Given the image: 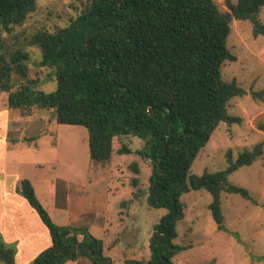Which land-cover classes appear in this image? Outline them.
<instances>
[{
	"label": "trees",
	"instance_id": "1",
	"mask_svg": "<svg viewBox=\"0 0 264 264\" xmlns=\"http://www.w3.org/2000/svg\"><path fill=\"white\" fill-rule=\"evenodd\" d=\"M38 1L0 0V94H7L8 108L21 117L34 109L51 110L56 123L85 128L90 160L104 166L111 161L115 138L141 140V150L122 147L118 153H135L150 163L147 203L166 214L153 228L151 260L122 264H173L184 250L173 244L176 224L184 217L182 195L208 192L218 231L224 228L221 192L251 201L246 190L228 184V177L262 156L261 143L235 161L227 155L222 171L195 176L190 169L220 123H240L228 108L245 92L235 82H224L220 69L236 61L226 47L233 20L249 22L255 38L264 34V0H237L235 5L225 0L227 11L214 0H81L69 25L19 33ZM33 48L41 56L39 66L53 71L54 92H43L29 77ZM263 95L251 94L256 100ZM131 168L138 173L137 164ZM18 193L51 241L31 264L80 259L112 264L101 240L82 232L79 241L80 233L56 225L29 181L20 182ZM0 263L15 264L13 251L2 244Z\"/></svg>",
	"mask_w": 264,
	"mask_h": 264
},
{
	"label": "rangeland",
	"instance_id": "2",
	"mask_svg": "<svg viewBox=\"0 0 264 264\" xmlns=\"http://www.w3.org/2000/svg\"><path fill=\"white\" fill-rule=\"evenodd\" d=\"M214 1L227 11L225 0ZM236 1L229 0L234 5ZM80 2L39 0L35 13L17 31L29 35L39 29L65 27L77 17ZM260 21L264 25V8ZM226 47L236 61L222 64L221 78L226 83L235 82L245 92L228 108V114L240 119V123L218 125L198 153L190 174L222 171L227 167V155L235 161L260 143L263 154L251 166L241 167L228 177V184L246 190L251 201L221 192L222 231L217 230L208 209V192L193 191L180 197L184 217L176 224L173 244L184 250L173 264H264V95L258 100L251 96L264 93V34L255 38L249 22L233 20ZM30 52L29 77L38 80V89L54 92L53 71L39 66L41 56L37 49ZM7 140L10 145L16 142L12 152L7 151ZM87 142L85 128L56 123L51 110L34 109L29 117H21L18 110L8 109L7 94H0V244L13 251L15 264H31L30 257L36 250L28 253V249H20L19 241L6 233L26 218L24 208L12 200L13 195H7L9 218L5 217V192L9 194L7 188H19L14 178L31 182L37 199L56 225L80 233L79 241L83 233L101 240L104 255L112 264L151 260L153 228L166 211L147 203L150 163L135 153H118L122 147L132 152L141 150L144 143L136 137L115 138L111 161L104 166L90 160ZM18 147L30 149L19 152ZM132 164H137L138 173L132 170ZM33 214L39 228L46 231ZM66 264L91 262L80 259Z\"/></svg>",
	"mask_w": 264,
	"mask_h": 264
},
{
	"label": "crops",
	"instance_id": "3",
	"mask_svg": "<svg viewBox=\"0 0 264 264\" xmlns=\"http://www.w3.org/2000/svg\"><path fill=\"white\" fill-rule=\"evenodd\" d=\"M7 124H8V122H7ZM5 143H6L7 151L12 152L13 148H14L13 145L15 146L16 142L12 141V145H10L8 140H7ZM16 149H19V150H17L19 152H23V151H27V149H30V148L29 147H27V148L26 147H24V148L18 147ZM34 164H37V163H34ZM14 180H16L19 183L18 186H20V182L22 180H20L19 178H14ZM23 180H27V179H23ZM27 181H29V180H27ZM18 189L19 188H15L14 190H11V189L8 190V188H7V191L9 194H6V192H5V198L3 199V200H5L4 210L7 211V212H5V214H6L5 217L9 218V210H8L9 205L7 203V195H8V197H10V195H13L12 200L17 201L19 203V205L24 208V213H25L26 218H25L24 223L22 221H20L19 224L13 226V227H15L14 229L8 228L6 233L10 239L19 241L20 249H22V250L28 249V253H29V251L32 252L33 250H36V251H34L32 256L30 257V258L34 259L39 253H41L42 251H44L50 247V245H51L50 236H49V233H48L46 228H45L46 229V231H45L43 228H39V226L37 225V221L35 220V217L33 214L34 211L30 207L29 208L31 210H28V208L25 206L24 202L22 200H19V198L16 194V193H18V191H17ZM33 189H34V187H33ZM51 189H52V187L50 185V193H51ZM34 192H35V190H34ZM31 211H33V212H31ZM39 221H40V219H39ZM40 223H41V221H40Z\"/></svg>",
	"mask_w": 264,
	"mask_h": 264
}]
</instances>
